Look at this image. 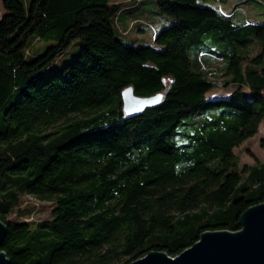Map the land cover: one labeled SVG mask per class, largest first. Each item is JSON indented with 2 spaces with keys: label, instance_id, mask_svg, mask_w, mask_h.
Listing matches in <instances>:
<instances>
[{
  "label": "trees",
  "instance_id": "trees-1",
  "mask_svg": "<svg viewBox=\"0 0 264 264\" xmlns=\"http://www.w3.org/2000/svg\"><path fill=\"white\" fill-rule=\"evenodd\" d=\"M228 1H1L9 264L175 257L205 231H238L243 211L264 203V160L240 166L234 152L264 121V0L218 6ZM77 40L78 56L49 73ZM36 41L52 43L32 54ZM128 87L161 101L128 117ZM31 199L50 205L47 218L34 220Z\"/></svg>",
  "mask_w": 264,
  "mask_h": 264
},
{
  "label": "water",
  "instance_id": "water-1",
  "mask_svg": "<svg viewBox=\"0 0 264 264\" xmlns=\"http://www.w3.org/2000/svg\"><path fill=\"white\" fill-rule=\"evenodd\" d=\"M162 94L139 97L131 87L121 94L123 111L128 117L139 115L161 101ZM239 230L205 231L190 247L175 257L151 251L130 264H264V203L247 208L239 216ZM6 227L0 221V246ZM0 264H9L0 251Z\"/></svg>",
  "mask_w": 264,
  "mask_h": 264
},
{
  "label": "rangeland",
  "instance_id": "rangeland-1",
  "mask_svg": "<svg viewBox=\"0 0 264 264\" xmlns=\"http://www.w3.org/2000/svg\"><path fill=\"white\" fill-rule=\"evenodd\" d=\"M0 0V14L2 12V4ZM113 2H125L127 0H111ZM234 2L233 1H228L226 6H223L222 4H219L218 6L221 7V9H230L232 8ZM245 11L246 16L248 15V12ZM253 11V10H252ZM130 29V28H129ZM129 36L130 38H143L145 41L152 43L151 36L148 33H142V31H129ZM122 41L124 43H128L124 38H122ZM52 42L48 41H36L33 43V45L30 47V51L32 54L37 53L38 49H44L47 45L51 44ZM83 43L80 40H77L73 43V45L69 48L68 52L55 62V68H52L49 73H52L54 71H58L60 68L64 66V64L71 62L75 57L78 56L82 49ZM216 65L215 64H209L208 67L214 68ZM168 82V79L166 80V83ZM230 89H224V87L213 91L211 95H218V96H223L226 95L230 92ZM245 91V90H244ZM264 137V121L259 127L258 133L250 138L249 140L243 142L241 145L236 147L234 149V152L236 155L239 156V162L240 166L243 165H250L255 162L263 161L264 160V149L260 146V140L261 138ZM36 207L35 211H33L34 215V220H43L47 218L50 214V205L47 203H41L36 200L31 199L30 200ZM31 220V218L29 219Z\"/></svg>",
  "mask_w": 264,
  "mask_h": 264
},
{
  "label": "crops",
  "instance_id": "crops-1",
  "mask_svg": "<svg viewBox=\"0 0 264 264\" xmlns=\"http://www.w3.org/2000/svg\"><path fill=\"white\" fill-rule=\"evenodd\" d=\"M123 26L125 27V24H123ZM133 39H136V40H139V41L144 40V42H147V41H145V39H143V38H133ZM147 43H149V42H147Z\"/></svg>",
  "mask_w": 264,
  "mask_h": 264
}]
</instances>
